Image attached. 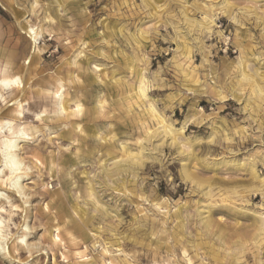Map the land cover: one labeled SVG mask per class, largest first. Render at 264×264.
<instances>
[{"label": "rangeland", "instance_id": "obj_1", "mask_svg": "<svg viewBox=\"0 0 264 264\" xmlns=\"http://www.w3.org/2000/svg\"><path fill=\"white\" fill-rule=\"evenodd\" d=\"M0 77V264H264V0H0Z\"/></svg>", "mask_w": 264, "mask_h": 264}, {"label": "bare ground", "instance_id": "obj_2", "mask_svg": "<svg viewBox=\"0 0 264 264\" xmlns=\"http://www.w3.org/2000/svg\"><path fill=\"white\" fill-rule=\"evenodd\" d=\"M35 30H34V28H30L29 29V35H30L32 41H36L37 34H36ZM20 85H21V83H20V80H19L18 77H15L13 79H6V78L0 77V91L3 90V89H6V88L20 87ZM258 89H259V87H258ZM141 91H143V89H141ZM0 97H1V94H0ZM56 97H57V99L59 101L58 102L59 103L58 106L63 111L64 107H63V103H62V92L57 93ZM159 118H160V122H161L162 126L165 129L163 131H167V133L169 132V135L173 134L172 129H171V125L169 123L165 124V122H164L165 120L162 117H159ZM6 128H7V131H8L7 135L4 132H3L4 134L2 133V126L0 125V134H2L1 135L2 141L0 142V153H1L0 155H1V166L3 167L2 170H0V172H2L4 169L7 170L6 181L8 182V184L10 186H13V188L15 189V187L16 188L17 187H19V188L21 187V183L19 182V180L21 178L20 171H21V166H22V162L20 161L16 151H17V148H18V141L24 139V134L25 133L21 129H15L10 124V122H6ZM172 137H173V135H172ZM132 156H135V155H132ZM118 169H119V167H118ZM4 224H5V222H4ZM1 225H2V221L0 220V228H1ZM25 227H28V226L25 225ZM23 264H26V263L24 262Z\"/></svg>", "mask_w": 264, "mask_h": 264}]
</instances>
